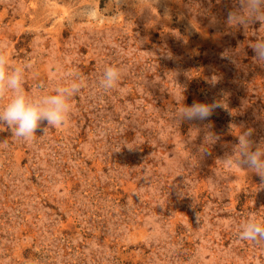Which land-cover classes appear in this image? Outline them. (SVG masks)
Listing matches in <instances>:
<instances>
[{
	"label": "rangeland",
	"instance_id": "rangeland-1",
	"mask_svg": "<svg viewBox=\"0 0 264 264\" xmlns=\"http://www.w3.org/2000/svg\"><path fill=\"white\" fill-rule=\"evenodd\" d=\"M236 6L0 0V51L31 65L26 94L82 82L65 125L31 141L0 125V264H264V242L238 238L251 215L264 223V180L224 161L245 131L264 144L250 47L264 25L227 23ZM108 66L122 76L105 91ZM180 100L223 107L178 123Z\"/></svg>",
	"mask_w": 264,
	"mask_h": 264
},
{
	"label": "clouds",
	"instance_id": "clouds-1",
	"mask_svg": "<svg viewBox=\"0 0 264 264\" xmlns=\"http://www.w3.org/2000/svg\"><path fill=\"white\" fill-rule=\"evenodd\" d=\"M95 9H87L86 14L92 16ZM226 21L229 24L247 28L250 24L259 22L264 25V0H237L235 10L227 13ZM2 47V46H0ZM254 52V59L264 64V38H258L250 45ZM231 59L230 57H225ZM30 64L22 67H11L7 56L0 51V98L11 94L6 105L0 107V125H5L12 136L31 141L37 130L46 134L49 128H58L66 124L72 111L70 99L79 93L82 82L72 80L53 88L54 94H44L30 97L24 89V73L30 68ZM122 72L119 68L108 66L104 69L99 86L109 91L116 88ZM217 78H212V83ZM180 107L174 119L182 121H206L209 120L217 108L223 107L219 102L212 103L193 102L184 105L182 100L177 101ZM47 125L43 126L42 125ZM251 130L245 131L237 137L234 146L235 156L224 159L228 164L235 163L240 169L256 173L264 180V144L254 142ZM208 143L214 144L219 139L215 134H208ZM206 151V149H205ZM199 220V216H198ZM238 238L241 241H251L254 244L264 242V223L258 222L254 215L240 224Z\"/></svg>",
	"mask_w": 264,
	"mask_h": 264
}]
</instances>
